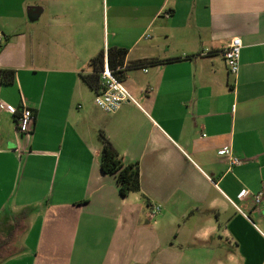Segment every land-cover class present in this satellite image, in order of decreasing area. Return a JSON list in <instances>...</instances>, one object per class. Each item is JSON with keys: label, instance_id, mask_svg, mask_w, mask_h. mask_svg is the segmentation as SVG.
Returning a JSON list of instances; mask_svg holds the SVG:
<instances>
[{"label": "crops", "instance_id": "1", "mask_svg": "<svg viewBox=\"0 0 264 264\" xmlns=\"http://www.w3.org/2000/svg\"><path fill=\"white\" fill-rule=\"evenodd\" d=\"M0 32V102L35 117L25 136L0 111L3 259L31 243L30 264H264V0H0ZM111 47L125 68L169 63L127 69L136 103L105 113L81 77ZM101 135L139 193L102 172Z\"/></svg>", "mask_w": 264, "mask_h": 264}, {"label": "built area", "instance_id": "2", "mask_svg": "<svg viewBox=\"0 0 264 264\" xmlns=\"http://www.w3.org/2000/svg\"><path fill=\"white\" fill-rule=\"evenodd\" d=\"M4 41V37L0 32V48ZM243 49V43L240 38H233L227 48L223 52V58L226 63L230 76H237L241 66V53ZM100 82L102 89L99 93L95 94L94 102L96 106L105 113H115L126 103H136L130 92L126 89L123 83L112 73L109 69L107 56L105 58L104 70L100 75ZM0 111L16 115L19 113V117L16 123V131L19 134L29 136L32 134L35 117L33 111L23 105L19 111L17 108L10 106L4 102H0ZM221 156H229L232 165H240L241 160L232 156L231 150L222 149L219 152ZM251 196L247 190H242L238 195V200L244 201ZM264 199V192L253 196L255 204H259ZM231 204L235 206L239 211L238 206L231 201ZM160 212V206H155L149 213L150 220H153Z\"/></svg>", "mask_w": 264, "mask_h": 264}, {"label": "trees", "instance_id": "3", "mask_svg": "<svg viewBox=\"0 0 264 264\" xmlns=\"http://www.w3.org/2000/svg\"><path fill=\"white\" fill-rule=\"evenodd\" d=\"M128 50L119 47H111L107 52L102 51L92 60L88 66L90 73L82 75L83 82L95 93H99L102 89L100 82L101 72L104 70L105 58L107 56L108 66L112 73L122 82L127 69H140L145 66L154 64H165L169 61H140L125 68V60ZM15 72L12 70H3L0 72V84L11 85L14 81ZM101 143L103 146L101 157V169L104 174L116 176L119 193L123 198L128 197L131 193H139L141 191L139 168L136 164H125L112 144L101 135ZM0 244V252L2 249Z\"/></svg>", "mask_w": 264, "mask_h": 264}, {"label": "rangeland", "instance_id": "4", "mask_svg": "<svg viewBox=\"0 0 264 264\" xmlns=\"http://www.w3.org/2000/svg\"><path fill=\"white\" fill-rule=\"evenodd\" d=\"M25 235H21L20 236V240L24 241ZM28 247L24 248V246L22 247L23 249H26L22 252H20L17 255H13L10 258H4L2 256H0V264H30V262L27 259V256H29L30 254L33 253V248L31 246V243H28L27 245ZM40 255V253H39ZM2 257V258H1ZM51 264H62L61 262L59 263H51Z\"/></svg>", "mask_w": 264, "mask_h": 264}]
</instances>
